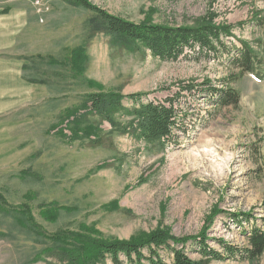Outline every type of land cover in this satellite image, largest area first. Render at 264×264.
Listing matches in <instances>:
<instances>
[{
  "label": "rangeland",
  "instance_id": "374dc122",
  "mask_svg": "<svg viewBox=\"0 0 264 264\" xmlns=\"http://www.w3.org/2000/svg\"><path fill=\"white\" fill-rule=\"evenodd\" d=\"M89 1L136 23L191 25L213 13L216 23L234 26L235 40L227 39V46L246 41L264 59V26L256 22L264 19V0ZM5 9L0 197L10 206L29 208L37 228L22 227L19 217L0 210V264H59L41 253L51 247L42 234L61 231L105 241L141 238L157 229L176 238L196 236L215 207L224 214L213 218L207 245L220 253L219 239L247 247V232L252 224L261 227L264 218V79L240 75L226 55L204 59L186 52L177 61H160L143 49L129 53L110 47L103 33L89 37L90 12L62 0H0V12ZM259 73L264 75V65ZM206 80L233 89L238 103L219 108L197 89L179 91ZM100 90L148 94L140 99L144 103L181 93L173 141L162 147L122 132L130 121L122 113L115 116L121 125L116 130L98 116L88 118L86 125L103 131L98 146L90 144L94 136L65 141L66 111L80 110L85 96ZM123 106L129 109L132 101ZM248 212L254 222L232 223L229 215ZM194 251L187 246L188 256L197 260ZM160 254L171 263L169 252ZM210 264L251 263L236 255ZM254 264H264V252Z\"/></svg>",
  "mask_w": 264,
  "mask_h": 264
},
{
  "label": "trees",
  "instance_id": "16d2710c",
  "mask_svg": "<svg viewBox=\"0 0 264 264\" xmlns=\"http://www.w3.org/2000/svg\"><path fill=\"white\" fill-rule=\"evenodd\" d=\"M62 1L90 12L92 16L88 21L89 37L103 33L108 36L110 47H119L129 53L143 49L160 61H177L180 57H185L186 52H192L197 54V58L204 59H219L226 55L229 67L236 69L240 75L252 74L260 81L264 79V75L259 73L264 65V59L246 41L237 40L240 47L232 43L227 46V39L235 40L232 33L234 26L225 22L216 23V14L206 13L203 17L195 19L191 25L155 24L150 19L136 23L112 15L89 0ZM8 11L9 9H5L0 15L7 14ZM256 22L264 26V19H257ZM78 67L80 68V64ZM74 69L77 70L75 66ZM232 76V80L235 79L236 75L232 74ZM195 89L199 90V93H206V98L210 96L213 104L219 108L235 106L239 101V96L233 89L227 86L225 89L217 88L208 80L201 85H186L179 91L192 93ZM147 95L138 93L124 96L119 92L101 90L88 94L80 110H67L62 119L63 122L69 120L70 135L66 137L62 135V131L58 133L65 141L69 140L73 143L94 136L90 144L98 146L101 144L100 135L103 131L97 125L96 127L86 125L88 118L98 116L100 121H106L112 130H116L120 129L121 125L116 122L115 116L122 113L130 118L122 132H129L146 143L164 147L175 138L173 130L178 126L179 117L175 104L181 93L168 97L163 102H141L140 99ZM124 100L132 101V107L124 108ZM0 210L7 215L19 217L15 220L22 227L29 230L37 228L29 208L25 205L10 206L0 197ZM222 213L224 214L220 209L213 208L207 219V227L196 236L183 238H176L165 229H157L141 238L125 241H105L68 231H61L49 237L42 234V237L46 238L45 241L51 242V247L41 253L59 264H103L106 260H110L112 264H210L214 260L234 259L236 255L251 264L257 263L264 252V218L261 219V227L252 224L250 231L247 232V247L238 249L219 239L217 243L223 250V253H220L207 245L209 238L206 236V231L212 224L213 218ZM229 216L232 223L237 225L251 224V220L255 221L249 212ZM188 245L194 246V252L200 256L199 259L192 260L188 256L186 252ZM161 250L169 252L172 256L171 263H166L161 257ZM37 260H41L40 255L37 256Z\"/></svg>",
  "mask_w": 264,
  "mask_h": 264
},
{
  "label": "crops",
  "instance_id": "0c3cea01",
  "mask_svg": "<svg viewBox=\"0 0 264 264\" xmlns=\"http://www.w3.org/2000/svg\"><path fill=\"white\" fill-rule=\"evenodd\" d=\"M2 15V14H1ZM1 15H0V17H1ZM1 33H2V28H1V26H0V38H1V40H2V35H1Z\"/></svg>",
  "mask_w": 264,
  "mask_h": 264
}]
</instances>
